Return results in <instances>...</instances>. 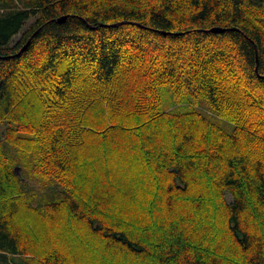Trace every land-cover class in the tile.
<instances>
[{
    "label": "trees",
    "instance_id": "obj_1",
    "mask_svg": "<svg viewBox=\"0 0 264 264\" xmlns=\"http://www.w3.org/2000/svg\"><path fill=\"white\" fill-rule=\"evenodd\" d=\"M0 264H264V0H0Z\"/></svg>",
    "mask_w": 264,
    "mask_h": 264
},
{
    "label": "rangeland",
    "instance_id": "obj_2",
    "mask_svg": "<svg viewBox=\"0 0 264 264\" xmlns=\"http://www.w3.org/2000/svg\"><path fill=\"white\" fill-rule=\"evenodd\" d=\"M28 23L27 25H29ZM22 33L15 37L17 41L21 37ZM161 94V111H174L177 113L188 112V111H199L201 113L207 114L218 123H220L227 131L232 132L234 129V124L224 118H222L217 110H215L209 100L206 97H200L195 99L189 94L175 95L169 85H162L160 87ZM23 170H22V169ZM21 168L18 172L21 174L24 172V176L30 181V186L36 189V193L39 195L37 203L57 200L62 196L63 188L57 185L54 180H48L47 182L42 179L35 180L30 174V166L21 163ZM41 184H40V183Z\"/></svg>",
    "mask_w": 264,
    "mask_h": 264
},
{
    "label": "water",
    "instance_id": "obj_3",
    "mask_svg": "<svg viewBox=\"0 0 264 264\" xmlns=\"http://www.w3.org/2000/svg\"><path fill=\"white\" fill-rule=\"evenodd\" d=\"M114 25H117V24H114ZM215 31H220L221 29L217 28V29H214Z\"/></svg>",
    "mask_w": 264,
    "mask_h": 264
}]
</instances>
